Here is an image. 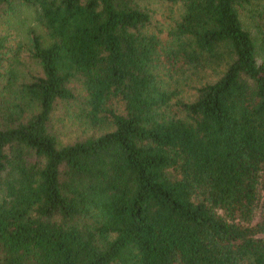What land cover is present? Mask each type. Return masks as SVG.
<instances>
[{
    "label": "trees",
    "instance_id": "obj_1",
    "mask_svg": "<svg viewBox=\"0 0 264 264\" xmlns=\"http://www.w3.org/2000/svg\"><path fill=\"white\" fill-rule=\"evenodd\" d=\"M163 1L165 35L140 0H0L45 30L26 82L0 36V264H264V0ZM206 66L191 101L165 85ZM74 80L112 128L62 144Z\"/></svg>",
    "mask_w": 264,
    "mask_h": 264
},
{
    "label": "rangeland",
    "instance_id": "obj_2",
    "mask_svg": "<svg viewBox=\"0 0 264 264\" xmlns=\"http://www.w3.org/2000/svg\"><path fill=\"white\" fill-rule=\"evenodd\" d=\"M142 7H145L151 14V22L146 28V33H157L161 31L163 35L174 25V21L179 15L178 5L170 4L163 0H140ZM247 28L253 30L251 22L242 15ZM252 28V29H251ZM35 34L45 36V30L39 22L37 7L34 5L18 4L14 10L5 11L0 9V36L5 37V42L9 47L7 54L8 62L18 73V82H26L33 75L40 74L41 69L37 61L30 57V38ZM161 34V35H162ZM220 74V67H200L195 69H185L183 73L175 75L172 78L165 79L167 88H175L178 90L177 98L183 101H191L195 98L196 86L204 82H213ZM70 87L77 95V99L70 103L59 104L51 120L53 132L58 135L60 143H69L77 139H81L90 135H97L106 130H110L111 125L105 124L101 128H93L84 119L78 117L79 110L82 107L81 94L83 93L81 83L74 80ZM177 98L171 100L172 103ZM174 115L184 117V113L178 111L177 108L172 109ZM177 111V112H175ZM221 213V211H219ZM261 210L255 211L254 220L261 219ZM260 236L264 237V234Z\"/></svg>",
    "mask_w": 264,
    "mask_h": 264
}]
</instances>
